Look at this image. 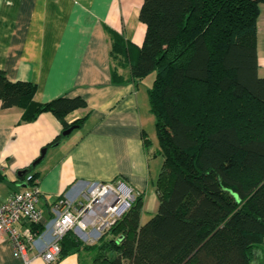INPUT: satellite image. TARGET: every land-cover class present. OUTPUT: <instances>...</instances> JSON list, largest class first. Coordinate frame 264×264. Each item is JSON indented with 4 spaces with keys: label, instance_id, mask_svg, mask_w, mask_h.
Segmentation results:
<instances>
[{
    "label": "trees",
    "instance_id": "16d2710c",
    "mask_svg": "<svg viewBox=\"0 0 264 264\" xmlns=\"http://www.w3.org/2000/svg\"><path fill=\"white\" fill-rule=\"evenodd\" d=\"M261 4L144 0L139 18L145 39L129 69L133 79L154 75L148 97L156 155L163 158L155 182L158 210L141 224L143 198L137 196L97 243L85 245L68 231L60 240V258L81 249L95 253L91 264H252L258 257L264 246ZM112 36L111 57L118 63L123 41ZM113 78H119L116 72ZM36 89L31 82L10 81L0 69L1 106L22 109L23 122L51 112L68 129L67 114L87 107L81 97L39 103Z\"/></svg>",
    "mask_w": 264,
    "mask_h": 264
},
{
    "label": "crops",
    "instance_id": "0c3cea01",
    "mask_svg": "<svg viewBox=\"0 0 264 264\" xmlns=\"http://www.w3.org/2000/svg\"><path fill=\"white\" fill-rule=\"evenodd\" d=\"M143 2L0 0V69L7 78L34 83V99L39 103L58 97H81L87 102V107L67 114L66 123L77 127L63 135L67 129L51 112L23 122L22 109H3L0 101V173L5 177L0 181V204L26 186L23 170L46 149L30 172L38 177L43 230H34L35 225L26 220L15 225L22 233L39 232L37 247L28 250L26 260L1 233L0 264H49L38 249L52 240L54 203L61 197L76 204L97 182L122 183L124 193L134 199L141 196V224L157 212L155 182L163 158L156 155L159 146L148 97L154 75L133 79L129 69L145 39L146 25L139 18ZM112 33L123 41L118 63L111 57ZM257 51L258 72L264 78V4L258 17ZM59 135V143L51 146ZM72 232L87 241L85 245L95 244L89 241L103 235L94 229L86 237ZM90 253L81 249L55 264H91Z\"/></svg>",
    "mask_w": 264,
    "mask_h": 264
},
{
    "label": "built area",
    "instance_id": "2783aa9c",
    "mask_svg": "<svg viewBox=\"0 0 264 264\" xmlns=\"http://www.w3.org/2000/svg\"><path fill=\"white\" fill-rule=\"evenodd\" d=\"M24 181L26 186L0 204V234H7L15 253L27 260L28 250L37 247L36 238L39 232L27 229L22 233L15 225L22 220L39 225L43 219V211L40 207L41 192L37 187L38 179H33L32 173H28ZM122 187V183L113 185L97 182L76 204L58 198L52 207V240L42 249H38L44 260L49 264L58 261L61 254L60 240L68 231H78L81 236H85L89 235V229H94L102 235L110 228L134 200L131 194L124 193Z\"/></svg>",
    "mask_w": 264,
    "mask_h": 264
},
{
    "label": "rangeland",
    "instance_id": "374dc122",
    "mask_svg": "<svg viewBox=\"0 0 264 264\" xmlns=\"http://www.w3.org/2000/svg\"><path fill=\"white\" fill-rule=\"evenodd\" d=\"M155 140H156V137H155ZM143 223H145V222H143ZM97 240L98 239H92L91 241H89V244L96 243ZM83 243H88V242L87 241H84ZM90 255H91L92 260H93L95 253L94 252H91ZM258 256H259L258 259L261 262H259V261H257V259H255L252 264H264V246H261L259 248Z\"/></svg>",
    "mask_w": 264,
    "mask_h": 264
},
{
    "label": "water",
    "instance_id": "95a60500",
    "mask_svg": "<svg viewBox=\"0 0 264 264\" xmlns=\"http://www.w3.org/2000/svg\"><path fill=\"white\" fill-rule=\"evenodd\" d=\"M75 127L77 126H72L70 128H68L67 130L63 131V135H68ZM46 152V149H43L41 152V156L33 163L34 166H36L37 164L40 163V161L42 160V158L44 157Z\"/></svg>",
    "mask_w": 264,
    "mask_h": 264
}]
</instances>
